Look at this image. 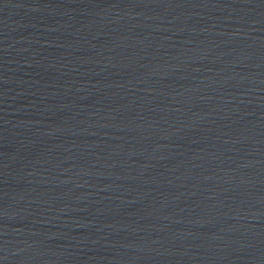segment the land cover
I'll list each match as a JSON object with an SVG mask.
<instances>
[{
  "label": "water",
  "instance_id": "1",
  "mask_svg": "<svg viewBox=\"0 0 264 264\" xmlns=\"http://www.w3.org/2000/svg\"><path fill=\"white\" fill-rule=\"evenodd\" d=\"M0 264H264V0H0Z\"/></svg>",
  "mask_w": 264,
  "mask_h": 264
}]
</instances>
